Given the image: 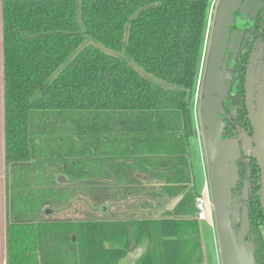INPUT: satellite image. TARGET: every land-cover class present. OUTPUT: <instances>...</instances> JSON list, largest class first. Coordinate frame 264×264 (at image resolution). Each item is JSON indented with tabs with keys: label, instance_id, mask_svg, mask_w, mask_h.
Instances as JSON below:
<instances>
[{
	"label": "trees",
	"instance_id": "16d2710c",
	"mask_svg": "<svg viewBox=\"0 0 264 264\" xmlns=\"http://www.w3.org/2000/svg\"><path fill=\"white\" fill-rule=\"evenodd\" d=\"M212 1L3 0L9 264H205L190 140ZM242 168L264 264L261 173ZM79 194L152 210L47 215Z\"/></svg>",
	"mask_w": 264,
	"mask_h": 264
},
{
	"label": "flooded vegetation",
	"instance_id": "af4514ba",
	"mask_svg": "<svg viewBox=\"0 0 264 264\" xmlns=\"http://www.w3.org/2000/svg\"><path fill=\"white\" fill-rule=\"evenodd\" d=\"M222 0H213L203 47L198 84V119L205 153V127L201 118L202 102L210 99L212 113L221 127V137L237 143L240 156L237 159L239 175L242 166L256 158V127L251 119V109L259 110L264 80V0H228L220 10ZM250 96V101L248 97ZM251 143L247 153L245 144ZM207 168L209 163L204 155ZM257 160V158H256ZM258 163V160H257ZM261 173L262 170L258 163ZM244 180L232 189V202L243 207L248 201ZM263 190V184H262ZM249 211V209H248ZM239 227L241 224H238ZM237 225V226H238Z\"/></svg>",
	"mask_w": 264,
	"mask_h": 264
},
{
	"label": "water",
	"instance_id": "95a60500",
	"mask_svg": "<svg viewBox=\"0 0 264 264\" xmlns=\"http://www.w3.org/2000/svg\"><path fill=\"white\" fill-rule=\"evenodd\" d=\"M228 0H222L220 10ZM250 101V96L248 97ZM209 98L202 102L201 118L205 127V143L209 163L210 181L212 186L217 231L222 251L223 264H256L254 257V243L248 240L249 211L240 202H232V189L239 179L237 159L240 156V147L237 143L223 140L221 127L212 113ZM251 119L256 127L255 156L262 170V184L264 196V80L263 90L259 100V110L251 109ZM247 153H251L252 145L245 144ZM247 195V185L244 196ZM241 224L237 230L236 225Z\"/></svg>",
	"mask_w": 264,
	"mask_h": 264
},
{
	"label": "crops",
	"instance_id": "0c3cea01",
	"mask_svg": "<svg viewBox=\"0 0 264 264\" xmlns=\"http://www.w3.org/2000/svg\"><path fill=\"white\" fill-rule=\"evenodd\" d=\"M3 0H0V264H9V182H8V165L6 160V130H5V100H4V49H3ZM201 156L202 164V174L204 176V165ZM205 178V177H204ZM68 181L67 177L64 175L59 176V182L66 183ZM198 191H200L198 189ZM145 197H140L133 199H127L123 202H116L107 200L105 204H98L95 208L104 211L103 213H111L113 216L118 213H123L127 209H144L149 210L150 207L145 205ZM151 203L157 205V209H164L163 201H155L154 199H149ZM156 202V203H155ZM134 203H137V206L134 207ZM170 206V204H166ZM54 209H48L47 215L53 214ZM202 227V222H201ZM209 228L211 229V245L209 238L203 231V241L206 251L211 249L215 252L217 264L220 263V251H219V236L217 227L212 225L209 222ZM213 246V247H211ZM213 248V249H212ZM208 252V251H207ZM131 261V260H130ZM205 264H210L209 259L207 258Z\"/></svg>",
	"mask_w": 264,
	"mask_h": 264
},
{
	"label": "rangeland",
	"instance_id": "374dc122",
	"mask_svg": "<svg viewBox=\"0 0 264 264\" xmlns=\"http://www.w3.org/2000/svg\"><path fill=\"white\" fill-rule=\"evenodd\" d=\"M200 145H202V144H200V142L197 140V136L194 135V137L191 138V140H190L191 160H192V166H193V172H194L196 187H197V189L202 191L204 188L205 178L202 174V164H201V156H200V151L203 149V146L201 149ZM204 155L206 156V147H205V153L203 154V157H204ZM206 167H208L207 164H205V168ZM208 175L210 177V173ZM209 181H210V178H209ZM211 190H212V186H211ZM211 194H212V192H211ZM95 206L96 205L94 203H91L89 201V198L85 197L84 194H79L76 196V198L71 200V202L63 203L60 206H55V205L53 206L52 205V208L54 209V213L52 215H49V216H52V218H56V219L57 218H63V217H75V216H82L83 214H87V213L92 212V211H94L97 214V216L101 217V218L113 216V214L111 213L112 211H110V213L109 212L103 213L104 211H101V210L95 208ZM151 210H152L151 208L149 210L140 209L137 212L139 215L140 214L148 215V213ZM154 210L157 212V211H162L163 209L160 208V209H154ZM145 212H147V213H145ZM215 221H216L215 224L217 226V220H215ZM202 228H203L204 233L209 238V241L211 243L212 242L211 241L212 235H211V229L209 228V222L203 221L202 222ZM111 244H112V246H121V244H119V243H111ZM211 245H213V244L211 243ZM211 247H213V246H211ZM142 251H143L142 246L137 247L134 251H132L130 253L128 260H131V261L134 260L136 257H138L141 254ZM207 251H206V254H207V258L209 259L210 264H217L215 252L211 249H208ZM219 251H220V263L223 264L222 263L223 257H222L220 242H219Z\"/></svg>",
	"mask_w": 264,
	"mask_h": 264
},
{
	"label": "built area",
	"instance_id": "2783aa9c",
	"mask_svg": "<svg viewBox=\"0 0 264 264\" xmlns=\"http://www.w3.org/2000/svg\"><path fill=\"white\" fill-rule=\"evenodd\" d=\"M199 84V83H198ZM198 88L195 95V135L197 136V140L202 144V136H201V130H200V122L198 119ZM201 149L203 145H200ZM203 149L201 150L202 154V161L204 165V177H205V183L204 188L202 191H200L195 198V205H196V218L200 221H208L212 225H215L216 215H215V206L213 201V194H211V181H209V171L207 167L205 168V158L203 157ZM205 161V162H204ZM217 227V226H216Z\"/></svg>",
	"mask_w": 264,
	"mask_h": 264
}]
</instances>
